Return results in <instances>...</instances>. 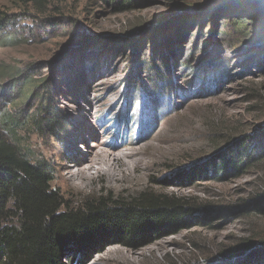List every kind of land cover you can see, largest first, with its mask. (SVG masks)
<instances>
[{
	"label": "rangeland",
	"instance_id": "374dc122",
	"mask_svg": "<svg viewBox=\"0 0 264 264\" xmlns=\"http://www.w3.org/2000/svg\"><path fill=\"white\" fill-rule=\"evenodd\" d=\"M117 1L0 0L21 37L0 46V120L19 121L10 139L53 168L68 204L150 192L206 222L70 264H264V13L252 0ZM243 20L247 33L228 27ZM49 101L61 140L34 128ZM246 142L262 156L243 174L190 177ZM109 153L130 154L117 178L77 174L89 156L107 169Z\"/></svg>",
	"mask_w": 264,
	"mask_h": 264
},
{
	"label": "trees",
	"instance_id": "16d2710c",
	"mask_svg": "<svg viewBox=\"0 0 264 264\" xmlns=\"http://www.w3.org/2000/svg\"><path fill=\"white\" fill-rule=\"evenodd\" d=\"M10 1L26 6L35 0ZM250 2L264 13V0ZM132 4L127 0L116 2L120 10ZM16 19L0 14V46L21 39L17 36ZM261 24L264 31V19ZM228 27L239 33L248 32L244 20ZM156 70V74L161 73ZM42 111V116L35 115L34 128L61 140L67 134L66 125L53 114L50 101ZM17 129L20 127L16 119L0 120V264H70L109 246H138L155 236L176 232L192 220L206 222L197 217L199 210L188 207L185 201L150 192L123 198L101 196L82 204H68L54 189L53 168L32 160L12 142L10 137ZM251 146L252 142H246L235 155H220V164L209 162L190 177L212 174L221 179L228 174H243L252 161L264 154L263 150L262 155L253 157ZM257 201V206L264 208V197ZM261 250L262 255L264 242Z\"/></svg>",
	"mask_w": 264,
	"mask_h": 264
},
{
	"label": "bare ground",
	"instance_id": "6f19581e",
	"mask_svg": "<svg viewBox=\"0 0 264 264\" xmlns=\"http://www.w3.org/2000/svg\"><path fill=\"white\" fill-rule=\"evenodd\" d=\"M130 154H115V153H109V154H106L105 157H103V160H102V165H106L108 168L105 169V168H99V169H96V165H98V162H95L91 156L88 157V159H86V162L85 161H82L80 162L77 167H79V171L77 174H84L85 176L89 177L91 175V172L93 170H97L96 172L98 174L100 173H104V174H108L110 175L111 177L113 178H117V173H116V170L112 167V163L114 161H124L126 158L129 157ZM101 164H99L98 166H100ZM82 168H85L82 169ZM84 172V173H83Z\"/></svg>",
	"mask_w": 264,
	"mask_h": 264
}]
</instances>
